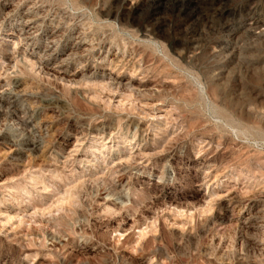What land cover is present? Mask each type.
<instances>
[{
    "label": "rangeland",
    "instance_id": "374dc122",
    "mask_svg": "<svg viewBox=\"0 0 264 264\" xmlns=\"http://www.w3.org/2000/svg\"><path fill=\"white\" fill-rule=\"evenodd\" d=\"M0 264H264V0H0Z\"/></svg>",
    "mask_w": 264,
    "mask_h": 264
},
{
    "label": "bare ground",
    "instance_id": "6f19581e",
    "mask_svg": "<svg viewBox=\"0 0 264 264\" xmlns=\"http://www.w3.org/2000/svg\"><path fill=\"white\" fill-rule=\"evenodd\" d=\"M189 3H190V2H189ZM200 11H201V10H200ZM202 14H203V13H202ZM195 15H196V14H195ZM205 15H206V14H204V16H205ZM188 17H189V16H188ZM195 18H196V17H195ZM203 18H204V17H203ZM205 18H206V16H205ZM33 20H34V19L26 20V21H29V22H30L29 25H27V26H28V29H30V31H29V33H28L29 35H27L26 37H25L26 34L24 35L25 38L33 37V33H35V32H34V31H35V30H34L35 27H33L32 23H31V22H33ZM200 20H201V19H200ZM205 20H206V19H204V21H205ZM201 21H202V20H201ZM27 23H28V22H27ZM213 24H214V23H213ZM24 25H25V24H24ZM202 25H203V24H202ZM209 25H210V24H209ZM25 28H26V27H25ZM28 29H27V30H28ZM182 29H183V28H182ZM200 29H201V28H200ZM20 31H21V30H20ZM24 32H26V30H24ZM145 32H147L146 29H145ZM195 32H196V31H195ZM202 32H203V31H202ZM21 33H22V32H21ZM26 33H27V32H26ZM52 34H53V33H52ZM57 35H59V34H57ZM57 35H56V36H57ZM150 35H151V34H150ZM83 37H84V36H83ZM147 37H148V36H147ZM190 37H192V36L190 35ZM187 38H189V37H187ZM80 39H81V38H80ZM80 39L78 40V42L80 41ZM83 39H84V38H83ZM190 39H191V38H190ZM190 39H189V41H190ZM193 39H195V38H193ZM54 40H55V39H54ZM76 42H77V41H76ZM48 43L51 44V43H54V42H53V40H49ZM192 43H193V42H192ZM80 44H81V43H80ZM75 45H76V43H75ZM78 46H79V45H78ZM92 47H93V46H92ZM75 48H76V47H75ZM229 48H230V47H229ZM232 48H233V47H232ZM232 48H231V49H232ZM72 50H73V52H75V49H72ZM72 50H71V52L69 51V52H70L69 54H72V53H73ZM89 50H90V49H89ZM93 52H94V51H93ZM229 52H230V51H229ZM231 52H232V51H231ZM87 53H89V52H87ZM227 53H228V52H227ZM69 54H68L67 56H69ZM76 54H77V53H76ZM123 54H124V53H123ZM236 55H237V54H236ZM70 56H71V55H70ZM124 56H125V55H124ZM124 56H123V58H124ZM68 58H69V57H68ZM66 59H67V57H66ZM66 59H64V60H66ZM120 59H121V58H120ZM124 59H125V58H124ZM64 60H63V61H64ZM227 61H228V60H227ZM229 63H230V62H229ZM222 70H223V69H222ZM222 70H221V71H222ZM23 136H24V135H23ZM28 136H29V135H28ZM20 137H21V136H20ZM20 137H19V138H20ZM32 137H33V136H32ZM24 138H26V137H24ZM24 138H23V139H24ZM21 139H22V138H21ZM27 141L29 142L30 139H29V140L27 139ZM35 141H36V140H35ZM10 142H13V141H10ZM31 142H32V141H31ZM31 142H30V144H31ZM13 143H14V142H13ZM16 144H17V143H15V145H16ZM20 144H21V142H20ZM26 144H27V143H26ZM27 145H28V144H27ZM16 146H17V145H16ZM23 146H24V145H23ZM30 148H31V147H30Z\"/></svg>",
    "mask_w": 264,
    "mask_h": 264
}]
</instances>
